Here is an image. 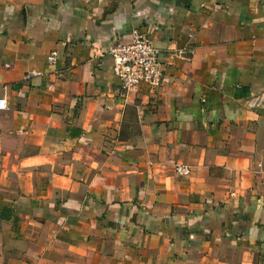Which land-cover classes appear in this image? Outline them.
<instances>
[{
    "label": "crops",
    "instance_id": "obj_1",
    "mask_svg": "<svg viewBox=\"0 0 264 264\" xmlns=\"http://www.w3.org/2000/svg\"><path fill=\"white\" fill-rule=\"evenodd\" d=\"M0 98V264H264V0H0Z\"/></svg>",
    "mask_w": 264,
    "mask_h": 264
},
{
    "label": "built area",
    "instance_id": "obj_2",
    "mask_svg": "<svg viewBox=\"0 0 264 264\" xmlns=\"http://www.w3.org/2000/svg\"><path fill=\"white\" fill-rule=\"evenodd\" d=\"M109 53L111 70L120 80L123 90H136L141 83H147L150 86L161 83L159 50L144 32L134 29L128 43H116ZM56 57L57 51L53 50L46 56V60L54 62ZM7 108L5 99L0 98V110ZM174 170L180 176L190 174V167L185 164H175Z\"/></svg>",
    "mask_w": 264,
    "mask_h": 264
}]
</instances>
